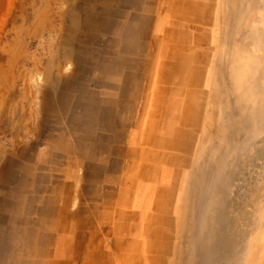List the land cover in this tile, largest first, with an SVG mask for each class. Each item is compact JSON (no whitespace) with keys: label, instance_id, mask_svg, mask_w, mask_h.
I'll return each instance as SVG.
<instances>
[{"label":"rangeland","instance_id":"374dc122","mask_svg":"<svg viewBox=\"0 0 264 264\" xmlns=\"http://www.w3.org/2000/svg\"><path fill=\"white\" fill-rule=\"evenodd\" d=\"M0 264H264V0H0Z\"/></svg>","mask_w":264,"mask_h":264}]
</instances>
